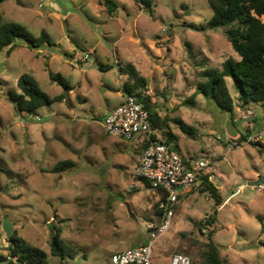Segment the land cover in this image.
Masks as SVG:
<instances>
[{
    "label": "rangeland",
    "instance_id": "rangeland-1",
    "mask_svg": "<svg viewBox=\"0 0 264 264\" xmlns=\"http://www.w3.org/2000/svg\"><path fill=\"white\" fill-rule=\"evenodd\" d=\"M112 1L117 5L113 13L101 0L0 3L5 19L49 40L34 50L17 39L13 52H0V254H7L9 245L4 221L27 245L43 250L49 264H111V253L140 245L149 237V224L158 225L161 195L134 171L144 138L123 141L103 128L104 113L119 105L123 86L130 84L119 68L130 65L146 80L142 93L151 98L164 132L176 138L171 146L185 161H208V181L220 203L226 197L222 189L227 190L222 178H229V189L236 192L222 208L200 185L182 196L171 227L156 240L152 264H167L164 258L174 254L187 256L186 248L196 252L211 232L229 264H264V191L247 186L264 177V150L248 141L255 133L248 132L249 123H259L254 117L263 121L261 105L243 106L229 78L232 117L193 95L203 69L239 60L223 28L209 27L207 0H150L147 9L133 0ZM84 57L87 63L80 67ZM81 69L88 73L82 76ZM49 71L70 86L76 83L67 96L73 108L60 101L33 115L16 111L7 96L19 92L21 75L33 77L50 98L62 93ZM157 138L163 141L160 133ZM65 160L73 167L52 171ZM55 232L76 250L74 258L61 261L51 255Z\"/></svg>",
    "mask_w": 264,
    "mask_h": 264
},
{
    "label": "trees",
    "instance_id": "trees-1",
    "mask_svg": "<svg viewBox=\"0 0 264 264\" xmlns=\"http://www.w3.org/2000/svg\"><path fill=\"white\" fill-rule=\"evenodd\" d=\"M3 1L0 0V3ZM101 1L109 13L116 10L117 5L112 0ZM133 1L143 4L145 9L150 7V0ZM207 2L212 11V17L208 22L209 27L213 29L223 28L224 37L238 55L239 60L229 58L218 69H203L199 74L193 95H201L206 101L213 103L220 113H228L232 117L234 105L225 80L229 78L237 92L238 101L243 106L254 103L260 104L262 113L264 111V0H207ZM17 39H21L28 48L34 50H38L41 45L49 41L47 34L42 33L40 37L35 38L24 26L9 21L0 14V52L6 51L7 54L13 52L18 47ZM121 71L128 75L130 81V84L123 86L124 96L137 94L138 101L149 113L152 129L151 141L163 143L178 151L174 147L176 146V138L172 134L164 132L163 120L154 110L155 106L151 98L142 93L147 88L146 80L130 65L125 66L123 70L121 68ZM48 76L52 83L62 89V93L50 98L38 87L33 77L21 75L16 84L19 92H8L7 96L8 101L16 111L26 116L33 115L37 110L49 108L67 97L68 92L72 89L71 86L59 74L49 71ZM136 91L138 92L135 94ZM260 117L262 118L261 114ZM254 118H256L254 121H259L257 117ZM175 123L185 133L192 134V129L181 120H175ZM249 124L248 132L254 130V134H256L264 130L263 125L259 124L260 126L257 127L258 123L250 122ZM158 133L162 136L163 141L158 140ZM244 140L245 136L242 138V141ZM148 144L149 142L144 139L141 145L142 151ZM238 144H241V141ZM260 148L264 150L263 147L260 146ZM71 167H73V162L65 160L57 163L52 171L62 172ZM138 179L153 190L146 181L141 178ZM199 185L202 192L209 193L217 203L219 202L217 189L207 178H204ZM155 191L161 194V201H165L166 194L158 189ZM158 213L163 215V210H158ZM210 218L207 221L208 225L212 224L214 219L213 217ZM212 236L213 232L208 235L205 242L201 243L196 252L192 248H186L183 251L190 259V264H229L221 256ZM7 242L9 243L8 253L6 256L0 254V263L49 264L47 255L43 250L27 245L16 233H13ZM50 253L60 260L66 257L72 259L78 254L75 249L65 246L60 241L59 232L52 234Z\"/></svg>",
    "mask_w": 264,
    "mask_h": 264
},
{
    "label": "built area",
    "instance_id": "built-area-1",
    "mask_svg": "<svg viewBox=\"0 0 264 264\" xmlns=\"http://www.w3.org/2000/svg\"><path fill=\"white\" fill-rule=\"evenodd\" d=\"M261 116L264 123V111ZM103 128L110 137L131 140L135 136H142L149 142L139 157L135 176L146 181L152 189L166 194L165 201L159 205L164 212L163 220L158 225L149 224L147 243L112 255L111 264H152L156 240L168 231L179 199L197 187L204 178L211 179L209 163L206 160L185 161L172 147L151 141L149 113L136 95L125 96L123 102L104 117ZM248 141L264 148V130L250 136ZM252 188L258 193L264 191L262 185ZM169 264H190V259L182 254H174Z\"/></svg>",
    "mask_w": 264,
    "mask_h": 264
},
{
    "label": "crops",
    "instance_id": "crops-1",
    "mask_svg": "<svg viewBox=\"0 0 264 264\" xmlns=\"http://www.w3.org/2000/svg\"><path fill=\"white\" fill-rule=\"evenodd\" d=\"M75 56H79V55H75ZM80 57V56H79ZM85 58V57H84ZM87 59L88 58H85L84 60H86V61H81L83 64H81L80 65V67H83L84 66V64H86L87 63ZM100 69V68H99ZM110 69H112V67L111 68H109L108 70H110ZM120 69V71H121V68H119ZM101 71H105V70H102V69H100ZM107 70V71H108ZM74 71V70H73ZM80 73H81V75L83 76L84 74H87L88 72H85L83 69H81L80 71H79ZM76 74L78 75L79 73L78 72H76ZM119 74V73H118ZM121 76V75H120ZM79 82V81H78ZM121 83V82H120ZM70 85V84H69ZM75 86H76V83L74 84V85H71V87H72V89L68 92V95L67 96H70V95H73L74 94V92H75ZM120 86V85H119ZM115 88H113V90H114ZM119 92V91H118ZM109 93V92H108ZM58 95H60V93L58 94ZM120 98H121V100L119 101V105L123 102V100H124V96L123 95H121L120 96ZM66 102V104L70 107V105H71V102H70V100L66 97L64 100H63V102ZM260 105V104H259ZM70 108H73V105L70 107ZM116 108V107H115ZM114 108H111V109H109L106 113H104V115H103V119H104V117L106 116V114H108L111 110H113ZM249 112V111H248ZM251 113V112H250ZM260 114H261V112H260ZM254 115V114H253ZM255 116V115H254ZM261 118V117H260ZM259 123L258 124H260V125H263L264 126V123H262V121L261 120H259L258 121ZM107 135V134H106ZM108 136V135H107ZM110 137V136H109ZM113 138H116V139H121V140H123V141H128V140H124V139H122V138H117V137H113ZM132 140V139H131ZM141 153H142V151H141ZM141 153L139 154V157H140V155H141ZM139 157L134 161V170H135V167H136V165H137V163H138V161H139ZM221 176H223L224 178H225V175L224 174H221ZM225 179H227V181H225L223 178H222V181L224 182V186L227 188V190H225L224 188L222 189V197H223V194H224V196H226L225 198H224V201L222 202V203H220V207L219 208H222V206H225L224 204H225V201L227 200L228 202H229V200L231 199V197L236 193H233L232 192V190H230L229 188H230V183H228L229 181H228V179L229 178H225ZM233 183V182H232ZM153 191H155L154 189H153ZM156 192V191H155ZM157 193V192H156ZM158 194H160V193H158ZM161 195V194H160ZM218 197H219V199H220V196L218 195ZM160 202H162V201H160ZM220 202V201H219ZM227 202V203H228ZM226 206H227V204H226ZM175 211H176V209H175ZM163 214H164V212H163ZM162 220H163V215H162V219L160 220V222L158 223V224H160L161 222H162ZM262 219L260 218V222H262L261 221ZM172 222V221H171ZM152 224V223H151ZM172 224V223H171ZM155 225V224H154ZM170 227H171V225H170ZM169 227V228H170ZM169 230V229H168ZM165 234V233H164ZM163 234V235H164ZM171 235H173V233H170ZM163 235H161V236H163ZM148 240V239H147ZM147 240H145V241H143L142 243H140V245H138V246H136V247H139V246H141V245H144V244H146L147 243ZM9 246V245H8ZM136 247H134V248H136ZM8 248V247H7ZM120 252H122V251H116V252H113V253H111L110 254V256H112V255H114V254H117V253H120ZM2 255H7V254H2ZM111 258V257H110ZM165 259V261L167 262V264H169V262H170V259H168V258H164ZM12 260H14V259H12ZM62 261V260H61ZM156 262H154V264H155Z\"/></svg>",
    "mask_w": 264,
    "mask_h": 264
},
{
    "label": "water",
    "instance_id": "water-1",
    "mask_svg": "<svg viewBox=\"0 0 264 264\" xmlns=\"http://www.w3.org/2000/svg\"><path fill=\"white\" fill-rule=\"evenodd\" d=\"M262 185L264 186V177H258L255 181H251L247 183V186L253 187ZM2 231L5 234L6 239L8 240L14 233V227L9 222L4 221L2 224Z\"/></svg>",
    "mask_w": 264,
    "mask_h": 264
}]
</instances>
